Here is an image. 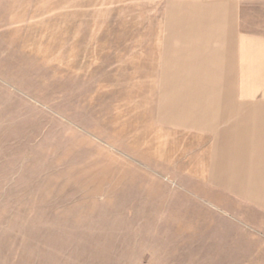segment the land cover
<instances>
[{
  "label": "rangeland",
  "instance_id": "1",
  "mask_svg": "<svg viewBox=\"0 0 264 264\" xmlns=\"http://www.w3.org/2000/svg\"><path fill=\"white\" fill-rule=\"evenodd\" d=\"M149 14L0 0V264H264V213L201 193L157 120Z\"/></svg>",
  "mask_w": 264,
  "mask_h": 264
},
{
  "label": "crops",
  "instance_id": "2",
  "mask_svg": "<svg viewBox=\"0 0 264 264\" xmlns=\"http://www.w3.org/2000/svg\"><path fill=\"white\" fill-rule=\"evenodd\" d=\"M140 1L157 120L182 139L184 177L222 208L264 213V0Z\"/></svg>",
  "mask_w": 264,
  "mask_h": 264
}]
</instances>
